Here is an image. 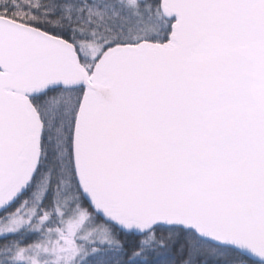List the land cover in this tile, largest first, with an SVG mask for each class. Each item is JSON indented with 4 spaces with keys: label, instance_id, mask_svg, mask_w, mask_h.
<instances>
[{
    "label": "water",
    "instance_id": "water-1",
    "mask_svg": "<svg viewBox=\"0 0 264 264\" xmlns=\"http://www.w3.org/2000/svg\"><path fill=\"white\" fill-rule=\"evenodd\" d=\"M166 41L75 46L0 15V212L27 189L42 122L30 97L82 87L79 190L104 222L191 230L264 263V0H159Z\"/></svg>",
    "mask_w": 264,
    "mask_h": 264
},
{
    "label": "trees",
    "instance_id": "trees-1",
    "mask_svg": "<svg viewBox=\"0 0 264 264\" xmlns=\"http://www.w3.org/2000/svg\"><path fill=\"white\" fill-rule=\"evenodd\" d=\"M0 15L69 41L89 72L109 47L166 41L172 23L161 15L159 0H0ZM82 93V87H55L30 97L42 122L38 165L27 189L0 216L38 195L44 205L41 214L50 216L56 215L60 201L76 199L95 221L108 227L111 242L96 245L78 264H264L205 241L191 230L158 225L136 235L96 215L79 190L72 163L73 125ZM39 238L29 228L0 236V264H24L12 260L14 251Z\"/></svg>",
    "mask_w": 264,
    "mask_h": 264
},
{
    "label": "rangeland",
    "instance_id": "rangeland-1",
    "mask_svg": "<svg viewBox=\"0 0 264 264\" xmlns=\"http://www.w3.org/2000/svg\"><path fill=\"white\" fill-rule=\"evenodd\" d=\"M42 200L40 195L35 196L0 216V236L23 228L40 235L38 241L16 249L12 260L24 264H78L96 245L111 243L108 227L95 221L76 199L68 197L56 204L55 216L41 214Z\"/></svg>",
    "mask_w": 264,
    "mask_h": 264
}]
</instances>
